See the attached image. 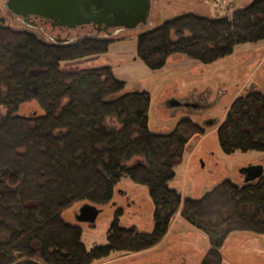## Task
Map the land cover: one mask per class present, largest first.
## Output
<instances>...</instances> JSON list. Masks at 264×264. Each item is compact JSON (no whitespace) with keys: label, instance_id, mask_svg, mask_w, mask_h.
I'll use <instances>...</instances> for the list:
<instances>
[{"label":"trees","instance_id":"trees-1","mask_svg":"<svg viewBox=\"0 0 264 264\" xmlns=\"http://www.w3.org/2000/svg\"><path fill=\"white\" fill-rule=\"evenodd\" d=\"M203 1L214 6L213 18L182 14L137 36L136 56L148 69H162L174 54L207 65L236 45L264 40V0L240 9L237 0ZM77 29L86 37L60 45L0 23V109L7 110L0 116V264H93L114 252L148 251L178 211L207 237L200 264H221L231 233L264 235V176L241 186L225 180L197 200L181 199L168 186L187 143L209 128L216 127L224 154L264 153V94L247 88L221 122L184 117L171 132L152 134L146 93L121 94L124 83L108 66H72L106 53L113 42L89 35L95 32L89 26ZM27 102L42 114L16 115ZM124 177L148 191L151 232L123 229L115 218L106 244L86 250L62 212L74 204L110 203Z\"/></svg>","mask_w":264,"mask_h":264},{"label":"rangeland","instance_id":"rangeland-1","mask_svg":"<svg viewBox=\"0 0 264 264\" xmlns=\"http://www.w3.org/2000/svg\"><path fill=\"white\" fill-rule=\"evenodd\" d=\"M4 1L0 0L1 25L11 30H22L7 14ZM151 1L152 8L145 26L119 31L110 37L113 43L109 44L106 53L72 63L77 69L108 66L113 77L124 83L121 94L146 93L150 100L147 113V128L150 133H169L178 119L184 117L197 124L206 118H215L221 122L230 104L243 95L247 88H254L256 92L264 94V40L236 45L230 55L211 64L205 65L184 55L174 54L162 69H148L136 56V38L140 33L182 14L210 18L215 16L214 6L203 0ZM237 1V9H240L253 0ZM30 32L42 41L51 43L42 33ZM71 36L70 39L74 40V35ZM61 66L65 67L63 64ZM178 94L182 97L177 96L178 99H205L212 104V108L201 112V115L189 110L166 109L165 101ZM6 113V109H0V116ZM14 113L32 117L41 115L42 111L35 102H27L19 105ZM215 131L216 127L209 128L204 134L192 137L186 145L182 162L174 167L175 176L168 186L181 199H200L225 180L237 186L243 185V178L239 174L243 167L261 165L264 171V153L236 151L224 154L219 148ZM117 190L125 194L119 195ZM79 206L81 204L72 205L62 212L61 217L64 222L80 230V241L86 250L106 244L107 231L115 218L123 229L134 228L139 233H149L153 228V205L147 189L126 177L117 185L112 201L97 207L100 213L94 224L75 220ZM177 237L183 240L181 246L175 243ZM164 240L154 251L129 255L114 252L108 258L93 264H200L209 250L207 237L181 217L174 220L171 232ZM220 254L221 264H264V235L231 233L220 249Z\"/></svg>","mask_w":264,"mask_h":264},{"label":"water","instance_id":"water-1","mask_svg":"<svg viewBox=\"0 0 264 264\" xmlns=\"http://www.w3.org/2000/svg\"><path fill=\"white\" fill-rule=\"evenodd\" d=\"M4 8L14 16L26 18L40 17L52 25L63 29H77L89 26L95 37L100 32L106 37L116 35L121 30H134L145 26L152 8L151 0H5ZM118 32V33H117ZM84 36L76 35L74 39ZM52 44H68L69 38H51ZM168 108L181 106L178 100L166 101ZM243 183H251L264 176L261 165L243 167L239 170ZM117 194L125 192L117 190ZM114 204V203H113ZM100 209L92 204L81 205L75 214L79 223L94 224Z\"/></svg>","mask_w":264,"mask_h":264},{"label":"flooded vegetation","instance_id":"flooded-vegetation-1","mask_svg":"<svg viewBox=\"0 0 264 264\" xmlns=\"http://www.w3.org/2000/svg\"><path fill=\"white\" fill-rule=\"evenodd\" d=\"M6 12H7V14H9L13 18L15 23H17L19 25V28L22 29V30H16V31H20V32L37 31V32L42 33L43 36H45L50 42H52L51 38H57V37L64 38V37H66V38L70 39L71 35H74V36L78 35L76 33V32H78V29H72V30L63 29V28L57 27L56 25H52V23L50 21L42 19L40 17L28 16L26 18H22L19 16H14L13 14L9 13L7 10H6ZM70 32H74V33H70ZM93 34H95V33L94 32L89 33V35H93ZM97 35H99L103 38H110V37H106L101 32ZM71 37H73V36H71ZM200 95H202V94H200ZM170 99L178 100L180 105H181L179 107H173L170 110H175V109L189 110V111L196 113V115L197 114L201 115L202 114L201 112H204V111L208 110L209 108H212V104L210 102H208L207 100L202 99V98L201 99H195V100H193L190 97L186 98L185 100L181 99V98H179V99L169 98L166 101H168ZM166 101H165V103H166ZM207 119H211V118H206V119L201 120L200 124H202L203 121H205ZM212 128H214V127H212Z\"/></svg>","mask_w":264,"mask_h":264},{"label":"crops","instance_id":"crops-1","mask_svg":"<svg viewBox=\"0 0 264 264\" xmlns=\"http://www.w3.org/2000/svg\"><path fill=\"white\" fill-rule=\"evenodd\" d=\"M206 18H210V17H206ZM113 43V42H112ZM173 97H170V98H176L177 96H179V97H181L179 94L178 95H176V96H174V95H172ZM182 98V97H181ZM176 99H178V97L176 98ZM179 120V119H178ZM178 217H180V214H179V211L176 213V215L174 216V219L172 220V223L170 224V227H169V229H168V232H167V234L165 235V237L167 236V235H169V233L171 232V226H172V224H173V222H174V220H177V218ZM165 237L163 238V240L156 246V247H154L153 249H150V250H148V251H154L155 249H157V247H159L162 243H164V239H165ZM185 240H186V238H185ZM183 241V240H182ZM178 237L176 238V240H175V243H176V245L177 246H181L180 244H182L181 242H182ZM179 244V245H178Z\"/></svg>","mask_w":264,"mask_h":264}]
</instances>
